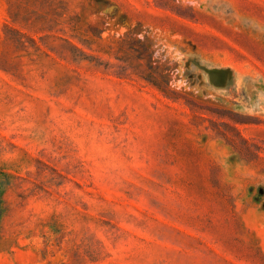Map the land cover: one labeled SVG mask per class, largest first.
<instances>
[{
	"label": "rangeland",
	"instance_id": "rangeland-1",
	"mask_svg": "<svg viewBox=\"0 0 264 264\" xmlns=\"http://www.w3.org/2000/svg\"><path fill=\"white\" fill-rule=\"evenodd\" d=\"M0 264H264V0H0Z\"/></svg>",
	"mask_w": 264,
	"mask_h": 264
}]
</instances>
